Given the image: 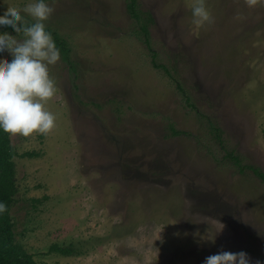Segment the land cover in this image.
Wrapping results in <instances>:
<instances>
[{
	"label": "rangeland",
	"instance_id": "rangeland-1",
	"mask_svg": "<svg viewBox=\"0 0 264 264\" xmlns=\"http://www.w3.org/2000/svg\"><path fill=\"white\" fill-rule=\"evenodd\" d=\"M196 2L139 0L155 19L150 49L129 0H48L47 30L70 50L49 66L55 126L10 135L14 232L36 262L204 264L245 251L264 264V0H205L202 27Z\"/></svg>",
	"mask_w": 264,
	"mask_h": 264
},
{
	"label": "clouds",
	"instance_id": "clouds-1",
	"mask_svg": "<svg viewBox=\"0 0 264 264\" xmlns=\"http://www.w3.org/2000/svg\"><path fill=\"white\" fill-rule=\"evenodd\" d=\"M245 2L249 7L255 4V0ZM54 11L48 0H29L22 8L12 5L0 18V57L11 56V60L0 63V131L4 133L45 135L55 126L56 116L45 107L57 91L49 66L61 59V51L45 23ZM191 12L197 27L212 21L205 0H197ZM25 16L33 22L28 23ZM21 34L22 39H18ZM7 210V203L0 200V215ZM218 223L221 233L225 225ZM204 264H251V259L245 251H220L206 257Z\"/></svg>",
	"mask_w": 264,
	"mask_h": 264
},
{
	"label": "trees",
	"instance_id": "trees-1",
	"mask_svg": "<svg viewBox=\"0 0 264 264\" xmlns=\"http://www.w3.org/2000/svg\"><path fill=\"white\" fill-rule=\"evenodd\" d=\"M127 12L135 20L144 35L146 45L151 49L150 37L151 28L155 24V19L151 13L139 10V0H129ZM5 12L0 11V18H3ZM51 32V31H50ZM57 47L64 54L65 60L70 62L68 53L70 52L68 44L56 33L51 32ZM156 57V55H154ZM155 68L163 69L170 73L165 66L153 63ZM173 136H180L183 132L173 129ZM17 156L14 151L10 134L0 131V200L8 205V210L0 215V264H40L36 262L35 257L29 254L23 246L16 241L15 225L12 221L11 211L15 198L18 194L16 181V171L14 158ZM236 161H239L235 158ZM255 174L264 181V173L255 170ZM52 251L63 255H71L73 251L67 248L53 246Z\"/></svg>",
	"mask_w": 264,
	"mask_h": 264
}]
</instances>
